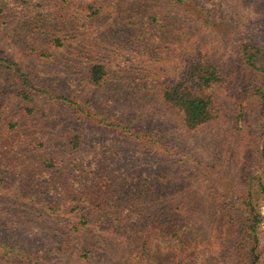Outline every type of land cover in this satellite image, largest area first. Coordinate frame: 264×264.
I'll return each mask as SVG.
<instances>
[{
  "label": "rangeland",
  "instance_id": "rangeland-1",
  "mask_svg": "<svg viewBox=\"0 0 264 264\" xmlns=\"http://www.w3.org/2000/svg\"><path fill=\"white\" fill-rule=\"evenodd\" d=\"M0 50L37 86L26 100L0 69V236L45 256L0 246V264H238L218 202L243 211L264 182V0H0ZM198 62L225 83L189 129L162 91ZM183 195L178 233L159 232Z\"/></svg>",
  "mask_w": 264,
  "mask_h": 264
},
{
  "label": "trees",
  "instance_id": "trees-1",
  "mask_svg": "<svg viewBox=\"0 0 264 264\" xmlns=\"http://www.w3.org/2000/svg\"><path fill=\"white\" fill-rule=\"evenodd\" d=\"M171 1H175L177 4H182L186 0ZM248 56V63L250 66H252V69H258V67L251 61V57L254 58V55L250 54ZM5 63H7V65H5ZM0 69L2 71L15 69V75L20 78V82L17 83V87H20L17 89L19 90L18 94L26 100H31L33 96V89L37 90V86L33 83L29 72H26L24 68L22 70L19 64H15L8 58V55L1 50ZM259 70H262V68L259 67ZM90 72L91 79L95 84H100L106 75L103 65H95ZM224 83V76L216 65L198 62L183 73L182 79L178 83L174 85L168 84L164 87L162 91L163 98L167 103L176 107L183 115L184 125H186L189 129H193L208 123L215 116L214 99L212 93L210 94L209 92H205V90L212 88L215 85ZM14 87H16V85ZM60 98L64 99L65 103H69L70 105H73L79 109L81 107L82 102L80 101L72 100L67 96H61ZM73 142L74 146H77L78 142L76 140ZM167 158L170 160L173 159V157H170V154ZM195 169L198 170V168ZM249 185L248 192L251 195V198H249V201H247L246 207L243 209V211L235 209V207L225 202V199L223 198H220L218 203L220 211H222L224 216L228 218L230 229L233 231L234 239L232 240L233 246L232 251L230 252L232 260L237 261L238 264H262L261 258L263 255L262 252H260V248L258 247V242L260 240L258 226L261 221L259 213L256 212V207L253 205L254 195L252 193L256 195L255 200L258 204L262 198V194H264V182L258 180L257 183H254L251 177ZM181 197L182 198H180V202L178 199L173 200L172 202L170 201L169 219H171V221H169V224H173V226L171 225L170 229L160 227L159 232H165V235L178 233L175 226H178V224L183 221V216H187V202L185 198H187L188 195H183ZM164 200L165 199L156 200V203L159 207L157 208V212L160 216L163 213L162 206L164 205ZM200 218L203 220V217ZM79 224L81 226L85 225V223L81 220L79 221ZM74 229L76 231H80V226L76 225L74 226ZM130 236L138 239V236L134 233H131L128 236L129 239H131ZM178 239H181V237ZM181 240L177 242V245H180ZM0 246H10L11 248L16 249L15 252L18 251V259H25L28 261H41L45 259V256L41 255L39 251H29L28 249L19 246L16 243L8 242L4 237L1 236ZM142 246V250H145L146 247L144 245ZM181 246H183V242ZM90 250L92 249L88 247H84L83 249L86 255L89 254ZM139 250H141L140 247ZM142 250L139 252H141V254H146V252H143ZM187 250L188 248H185V251Z\"/></svg>",
  "mask_w": 264,
  "mask_h": 264
}]
</instances>
